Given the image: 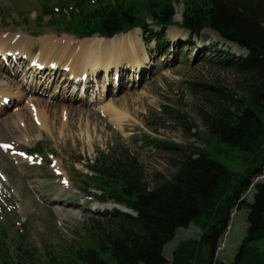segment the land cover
Instances as JSON below:
<instances>
[{
  "label": "rangeland",
  "instance_id": "obj_1",
  "mask_svg": "<svg viewBox=\"0 0 264 264\" xmlns=\"http://www.w3.org/2000/svg\"><path fill=\"white\" fill-rule=\"evenodd\" d=\"M112 1L133 0L102 3ZM95 2L99 0L91 1ZM61 4L62 0H0V32L14 36L15 43L27 37H67L72 41L98 38L78 39L53 27L51 22L56 20ZM71 4L73 0H67L62 9ZM173 6L176 25L168 28L165 48L158 50L155 38L147 45L143 31L135 29L137 61L111 68L107 76L102 65L96 67L97 78L89 76L88 70L75 78L68 75L69 70L60 71L46 63V67L35 69L36 78L44 80L52 72L55 81H44L35 91L38 87L26 83L31 79L23 78L22 72H28V64L37 63L40 43L32 46V56L12 51L2 60L13 64L12 68L2 64V68L6 74L12 73L15 84L9 97L0 95V105L8 107L11 103L0 114V264H81L76 253L88 248L98 249L107 264H116L110 252L97 244L99 230L93 221L107 219L95 212L121 207L115 203L99 205L87 193H100L101 182L91 178L95 175L87 168L97 150L108 152L115 147L133 153L145 166L151 183L153 174L168 177L172 168L167 155L146 145L145 138L204 146L212 151L214 144L205 141L210 139L202 113L209 103L199 94L204 93L201 87L216 88L208 90V96H215L217 89H236L237 73L224 63L244 58L247 52L210 30L190 40L188 31L177 26L182 23V1H175ZM148 22L152 23L150 19ZM62 76L67 79L63 81ZM222 146L219 159L229 169L243 172L251 161L248 154ZM252 195L251 191L248 200ZM247 214V210L236 212L229 235L219 242V260L233 261L246 233ZM100 228L111 225L102 223ZM200 235L193 224L179 229L165 246L164 256L170 260L180 241Z\"/></svg>",
  "mask_w": 264,
  "mask_h": 264
},
{
  "label": "trees",
  "instance_id": "obj_2",
  "mask_svg": "<svg viewBox=\"0 0 264 264\" xmlns=\"http://www.w3.org/2000/svg\"><path fill=\"white\" fill-rule=\"evenodd\" d=\"M91 1L73 0L70 8L62 9L67 3L62 0L52 26L78 39L95 35L109 39L139 28L147 45L155 38L162 50L168 28L176 25L173 3L178 0ZM180 1L184 13L177 26L188 31L190 40L210 30L247 52L244 58L224 63L234 68L238 86L217 89L215 96H208V90L216 88L201 87L204 93L199 94L209 103L202 113L210 139L205 141L214 144L212 151L143 137L146 145L167 155L172 168L168 177L153 174L151 183L145 166L127 150L96 151L87 168L95 175L91 178L101 182L100 193L87 192L88 196L100 204H118L134 215L116 208L102 212L107 219L93 221L99 230L95 240L116 264H264V181L254 184L252 200L245 198L264 168V0ZM222 144L248 154L251 161L243 172L229 169L219 159ZM234 209L248 211L247 227L228 263L216 252ZM102 223L111 228L102 230ZM191 224L200 229V237L180 241L167 259L165 246ZM76 258L81 264H107L96 248L79 250Z\"/></svg>",
  "mask_w": 264,
  "mask_h": 264
},
{
  "label": "bare ground",
  "instance_id": "obj_3",
  "mask_svg": "<svg viewBox=\"0 0 264 264\" xmlns=\"http://www.w3.org/2000/svg\"><path fill=\"white\" fill-rule=\"evenodd\" d=\"M177 20L179 19L177 18ZM133 32L135 31L118 35L112 39L96 37L97 39L91 38L87 40L72 41L67 37L56 39L54 36H52L37 40L27 37V40H20L16 43L12 41L14 39V36H3L0 32V56L2 57L0 60V95H4L3 98L9 97L14 87L13 84H15L12 73L7 72L9 74H6V71L2 68V64H4L5 66L9 65L10 68L14 67L13 64H11L10 60H8V64L2 62V60H6V58L9 57L8 54H10L12 51H15V53L16 51H24L25 53H27L24 55L29 56L31 55L32 46L36 43H40L41 52L39 54L40 56H38V60L36 59L37 63L32 65L28 64L29 68L26 69L28 70V72H22L24 76L23 78L31 79L29 81H26V83L33 82L35 86L38 87L36 90L34 89L35 91H37L38 89H40L42 82L47 81L48 83H50L55 81V77H53L52 72H49L48 76H46L44 80H38L36 78L37 75L35 73V69L46 67V63L54 64L55 67L60 71L69 70L68 75H74L75 78H77L78 76H82V74L87 70L90 73L89 76L97 78L96 67L98 65H102L103 72L105 73V76H107L108 74L110 75L111 68L123 66L125 65L124 63L127 62H136L139 51L135 50V47H137L138 44L133 37ZM5 37L8 39H4ZM55 63H57L58 65H56ZM62 79L63 81H65L67 78L62 76ZM106 79L107 78H105V80ZM23 88L26 89L24 85ZM23 93L24 92H20L21 95H23ZM54 94L55 93H53L51 96H54ZM41 103L42 102L38 100L37 105L41 106ZM10 105L11 103L8 105V107ZM8 107L5 108L3 105H0V114H4ZM107 109L109 111L113 110L111 106L107 107ZM53 198L55 199L56 197Z\"/></svg>",
  "mask_w": 264,
  "mask_h": 264
}]
</instances>
